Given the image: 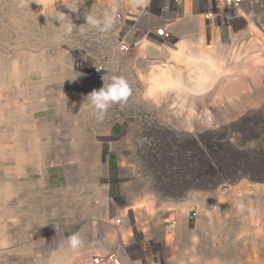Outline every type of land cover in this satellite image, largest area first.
Returning <instances> with one entry per match:
<instances>
[{"label":"rangeland","instance_id":"1","mask_svg":"<svg viewBox=\"0 0 264 264\" xmlns=\"http://www.w3.org/2000/svg\"><path fill=\"white\" fill-rule=\"evenodd\" d=\"M3 1L7 0H0V111L9 112L15 105L34 113L42 105L30 99V93L40 94L37 85L47 78L49 103L36 115L56 121L50 123L55 128L50 133L51 142L60 139L55 141L59 148L71 151L81 146L83 159L97 153L100 166L113 144L97 135L117 129L135 136L113 143L127 149L134 167L148 181L154 194L151 203L134 205L133 217L113 212L106 222L79 224L82 233L96 232L97 237L110 233L121 264H245L237 259L241 254L252 255L251 264H264V236L253 242L252 228L234 210L235 204L244 205L243 214L255 210L253 206L264 210V35L252 27L256 36L249 40L260 48L255 59L244 49H236L235 57L232 49L229 59L222 58L223 42L216 41L220 36L213 39L211 49L204 40L215 59L208 56L194 63V69L188 67V83L178 75L172 90L153 91L149 74L161 71L164 60L156 57L167 49L145 55L141 47L160 46L147 40L129 53L116 46L126 33L116 15L136 12L135 6L141 4L135 0H42L45 6L38 0H14L29 3L16 7ZM112 10L115 21L107 32L86 24L89 14L101 17ZM69 22L71 33L65 30ZM182 27L178 33L184 37L188 28ZM191 37L189 47L194 48L196 37ZM173 65L168 64L171 71ZM98 67L102 70L91 74ZM180 69L176 67L184 74ZM112 75L124 76L131 94L98 118L84 100ZM77 125L83 136L73 141L70 132ZM121 165L126 166V161ZM98 173L106 184L105 171ZM232 179L240 180L238 186H226ZM254 217L253 213L246 219ZM173 220L175 230L167 224ZM70 222L66 220V225ZM255 228L264 229V220L259 219ZM95 254L105 252L81 251L65 264Z\"/></svg>","mask_w":264,"mask_h":264},{"label":"crops","instance_id":"2","mask_svg":"<svg viewBox=\"0 0 264 264\" xmlns=\"http://www.w3.org/2000/svg\"><path fill=\"white\" fill-rule=\"evenodd\" d=\"M135 1L141 5L146 2ZM213 4L214 0H186L183 18L174 29V46L151 44L140 48L145 55L167 49L156 58L164 60L160 67L169 77L162 78V71L152 70L149 75L153 91L172 90L178 75L184 76L188 83V67L194 69V63L202 62L208 56L215 59V54L207 51L203 41L211 49V42L217 35L221 40L216 41L223 42L224 46L222 58L229 59L232 49L233 57L236 49H244L253 59L257 58L260 48L252 44L249 37L256 36L252 27L264 35V0H246L238 10L222 9L221 18L215 25L209 26L203 19L204 32L200 17ZM181 27L188 28L184 37L178 33ZM214 29L219 34L214 33ZM190 37H196L194 42L198 46L189 47ZM167 61L175 64L172 71ZM176 67L184 74L177 72ZM166 69L174 72V76ZM47 82V78H41L37 85L41 93H30V99L42 105L34 113L31 111L33 116L15 105L9 112L0 111V264H65L81 251L109 253L118 245L113 246L110 233L98 237L96 232L87 235L82 233L80 225L106 222L113 212L133 217L136 210L133 206L150 204L154 196L148 181L134 167V159L126 154L127 149L113 143L116 139L129 140L134 135L113 129L96 136L110 139L113 144L101 159L103 170L98 165L99 154L83 159L80 147L64 151L55 142L59 138L51 142L54 134L50 130L55 128H51L50 123L56 121L46 114L36 115L45 111V104L49 103ZM124 146H128L127 143ZM124 160L126 166L121 165ZM100 170L105 171L102 179L106 184L101 183ZM239 182L232 179L226 186L236 187ZM183 195L186 203L188 186ZM66 220L73 223L68 226ZM73 233H78L83 241L76 250L66 243V237Z\"/></svg>","mask_w":264,"mask_h":264},{"label":"built area","instance_id":"3","mask_svg":"<svg viewBox=\"0 0 264 264\" xmlns=\"http://www.w3.org/2000/svg\"><path fill=\"white\" fill-rule=\"evenodd\" d=\"M246 0H214L213 6L202 13L209 26L215 25L221 18L222 9L238 10ZM186 0H146L143 5H136V12H121L116 15L121 28L126 30L117 41V49L122 53H129L141 45L143 40L155 44L174 46V29L183 18L182 9ZM142 21V22H141ZM145 21V23H144ZM142 23V25L139 24ZM144 23V24H143ZM102 70L94 68L91 74ZM264 88V74L262 77ZM117 224H122L121 220ZM172 230L177 228V221L167 223ZM119 251L113 250L107 254H95L81 259L75 264H120Z\"/></svg>","mask_w":264,"mask_h":264},{"label":"clouds","instance_id":"4","mask_svg":"<svg viewBox=\"0 0 264 264\" xmlns=\"http://www.w3.org/2000/svg\"><path fill=\"white\" fill-rule=\"evenodd\" d=\"M85 21L92 28L100 32H107L114 24L115 11L105 12L101 17L89 14L85 17ZM65 30L67 33L73 31L71 22L67 24ZM76 79L71 81H75ZM130 94L131 88L127 79L121 75H112L107 83L104 81L103 86L99 90L93 89L87 94L84 102H87L98 114V118H103V115L111 106L124 103ZM238 208L243 210L244 205L241 204ZM66 243L71 249L76 250L82 245L83 241L78 233H73L66 237Z\"/></svg>","mask_w":264,"mask_h":264},{"label":"bare ground","instance_id":"5","mask_svg":"<svg viewBox=\"0 0 264 264\" xmlns=\"http://www.w3.org/2000/svg\"><path fill=\"white\" fill-rule=\"evenodd\" d=\"M141 1V0H140ZM30 2V1H29ZM38 2H39V4L40 5H43V6H45L46 5V2H44V1H42V0H38ZM1 3H4V5H8V6H12V7H16V6H24L27 2L25 1L23 4L21 3V1L20 2H17V1H14V0H7V1H3V2H1ZM21 3V4H20ZM20 4V5H19ZM29 3H27V5H28ZM46 71H47V69L45 68L44 70H43V72H45L46 73ZM161 77L162 78H168L169 76L167 75V74H165V69L162 67L161 68ZM30 73V72H29ZM33 73V72H32ZM35 73V72H34ZM24 111V110H23ZM20 114H22L21 112H20ZM67 120V119H66ZM81 123V122H80ZM81 127L80 126H74L73 128H71V138H72V140L74 141V140H80L81 138H82V136H83V130H81L80 129ZM81 147V146H80ZM259 207L260 206H257L256 208L253 206V209H255V210H247V213L246 214H243V210H240L239 208H238V205L237 204H235V207H234V210L236 211V215L239 217V219L241 218L242 219V222H243V224H245L247 227H251L252 228V230H250V233H251V236H252V240H253V242H256V241H258L259 240V238L261 237V236H264V229H261V228H255L254 229V225H256L258 222H259V219H262V220H264V210H260L259 209ZM210 210H212L213 211V209L211 208ZM257 212L259 213V215L258 216H256V214H257ZM255 214V217H256V219L255 220H248L247 221V219H246V216L248 215V216H251L252 214ZM254 217V218H255ZM185 224V223H184ZM243 227H245V226H243ZM249 231V230H248ZM258 236V237H257ZM169 239L168 240H170L171 238L170 237H168ZM260 242H263V240L262 241H260ZM260 242H259V244H260ZM257 244V243H256ZM263 246V245H262ZM264 247V246H263ZM262 248V247H261ZM260 248V249H261ZM264 249V248H263ZM107 254V253H106ZM119 255H120V253H119ZM260 258V257H259ZM262 258V257H261ZM260 258V259H261ZM237 259L239 260V262L241 263H245V264H251L252 263V255L250 256V255H243V254H241V256L240 257H237ZM254 259V258H253ZM255 260V259H254ZM257 260V259H256ZM120 262H121V257H120ZM121 264V263H120Z\"/></svg>","mask_w":264,"mask_h":264}]
</instances>
